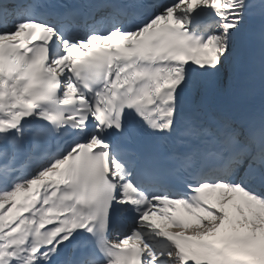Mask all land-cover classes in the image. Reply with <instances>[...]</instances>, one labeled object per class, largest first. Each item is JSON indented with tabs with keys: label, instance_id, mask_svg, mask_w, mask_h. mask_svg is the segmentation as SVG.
<instances>
[{
	"label": "snow or ice",
	"instance_id": "6c2138e0",
	"mask_svg": "<svg viewBox=\"0 0 264 264\" xmlns=\"http://www.w3.org/2000/svg\"><path fill=\"white\" fill-rule=\"evenodd\" d=\"M51 8L0 0V264H264V107L190 103L264 0Z\"/></svg>",
	"mask_w": 264,
	"mask_h": 264
},
{
	"label": "bare ground",
	"instance_id": "6f19581e",
	"mask_svg": "<svg viewBox=\"0 0 264 264\" xmlns=\"http://www.w3.org/2000/svg\"><path fill=\"white\" fill-rule=\"evenodd\" d=\"M257 21H258V19L257 20H250L249 22H248V24H247V26H246V29L244 30V33H246V32H248L249 30H251L253 27H254V25L257 23ZM243 39H242V42H240V44H239V46H238V53H241L242 51H243V49H242V47H243ZM222 73V78H221V80L219 81V85H221L222 84V81L225 79V77H226V75L223 73V72H221ZM209 78V77H208ZM208 78H207V80H208ZM172 140V139H171ZM155 217V216H154ZM154 221V220H153ZM159 221V223H162L163 222V218L162 217H160V219L158 220ZM155 222V221H154Z\"/></svg>",
	"mask_w": 264,
	"mask_h": 264
},
{
	"label": "rangeland",
	"instance_id": "374dc122",
	"mask_svg": "<svg viewBox=\"0 0 264 264\" xmlns=\"http://www.w3.org/2000/svg\"><path fill=\"white\" fill-rule=\"evenodd\" d=\"M227 66H228V65H227ZM227 66H226V67H227ZM226 67H225V68H226ZM221 71H223L224 73H226V69H222ZM219 76H220V75H219Z\"/></svg>",
	"mask_w": 264,
	"mask_h": 264
}]
</instances>
